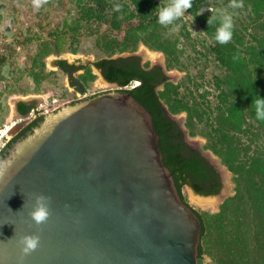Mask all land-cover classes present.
<instances>
[{
	"label": "water",
	"instance_id": "1",
	"mask_svg": "<svg viewBox=\"0 0 264 264\" xmlns=\"http://www.w3.org/2000/svg\"><path fill=\"white\" fill-rule=\"evenodd\" d=\"M163 159L154 118L130 92L49 114L0 161V264H199L201 219ZM29 235L38 245L24 253Z\"/></svg>",
	"mask_w": 264,
	"mask_h": 264
},
{
	"label": "trees",
	"instance_id": "2",
	"mask_svg": "<svg viewBox=\"0 0 264 264\" xmlns=\"http://www.w3.org/2000/svg\"><path fill=\"white\" fill-rule=\"evenodd\" d=\"M68 2L75 15L57 26L31 59L34 82L45 75V59L65 52L70 37L96 36L98 46L110 55L94 65L108 82L130 92L152 114L164 164L173 173L185 203L190 204L183 194L185 185L196 194L209 196L219 194L223 183L219 170L187 142L184 129L172 114L185 112L190 133L206 138V147L234 174L235 194L218 212L194 209L202 222L199 264H264V121L256 118L253 103L255 94L264 97V0H242L252 10L255 31L247 37L233 29L231 41L224 45L215 41L216 26L209 28L211 15L200 14L198 1L193 0L189 8L211 40L209 54L225 71L214 80L216 103L209 90L200 91L202 84L194 82L195 88L175 84L162 66L147 62L143 67L141 56L134 53L144 44L166 55L167 69L182 68L183 49L168 35L170 25L163 26L157 20L158 9L171 0ZM117 4L122 6L120 12L115 11ZM116 53L130 55L113 57ZM1 61L6 62V57ZM94 77L90 69L87 78ZM188 79L194 81L190 76ZM133 81L139 85L126 88ZM32 108L33 103H18L20 113L27 114ZM42 120L31 125L28 133ZM5 155L0 154V161ZM205 255L213 262L205 263Z\"/></svg>",
	"mask_w": 264,
	"mask_h": 264
},
{
	"label": "rangeland",
	"instance_id": "3",
	"mask_svg": "<svg viewBox=\"0 0 264 264\" xmlns=\"http://www.w3.org/2000/svg\"><path fill=\"white\" fill-rule=\"evenodd\" d=\"M197 1L200 14L211 15L226 9L233 14V29H237L247 37L255 31L252 10L243 2V7L233 9L228 7L231 0ZM237 2H241V0H237ZM72 8V5L69 2L66 3V0L64 2L62 0H41L39 8L34 7V0H0V36L5 39L7 49L6 54L0 56V84H2L0 93L3 96L17 94L27 98L32 95L35 96L34 98L48 99V103L53 102V99H58L57 105L61 106L69 103L70 99L76 98L78 95L70 90L66 74L56 68L55 63L59 60H66L68 63L78 66L86 65L85 75L89 96L116 89L93 66L95 61L108 57L110 54L98 46L96 36L85 34H81L75 40L70 37L65 52L52 54L45 59L43 79L34 82L31 77L30 71L33 67L31 59L38 52L39 45L44 40L50 39V34H53L55 28L62 25L65 19H71L75 15ZM168 35L177 40L180 48L183 49V54H181L182 68L167 69L166 55L163 52L152 50L144 44H140L134 53L141 56L144 64L149 62L151 66L156 64L163 66L170 81L175 84L182 83L190 88H195L194 82L202 84L203 87L200 88V91L209 90L212 93L210 98L216 103L218 92L215 90L214 80L216 76H223L225 71L214 56L209 54L208 46L211 44V40L203 31L199 20L188 9L183 17L169 26ZM21 42L27 45H23ZM18 45L21 46L20 50L17 49ZM120 55L127 56L130 53H116L113 57ZM2 57H6V62L1 61ZM90 69L95 75L92 79L87 78ZM189 76L194 81L190 82ZM159 89H162V86ZM182 91L185 92L184 89ZM39 94L41 97L38 96ZM6 110L8 113L9 109ZM172 117L184 129L187 142L200 149L219 170L223 183L221 192L213 195L217 197L215 203L201 202L199 197L208 196L196 194L188 185L183 187V194L189 203L199 211L216 213L220 210L222 203L235 194L234 174L217 155L206 147V138L199 134L190 133L186 125L187 114L185 112L172 114ZM20 121L21 118H17L7 125L11 126ZM6 126L0 127V134ZM6 140L7 138H2L0 148ZM204 262L212 263L213 260L205 255Z\"/></svg>",
	"mask_w": 264,
	"mask_h": 264
},
{
	"label": "clouds",
	"instance_id": "4",
	"mask_svg": "<svg viewBox=\"0 0 264 264\" xmlns=\"http://www.w3.org/2000/svg\"><path fill=\"white\" fill-rule=\"evenodd\" d=\"M193 0H171L165 6H162L158 9L157 20L158 23L167 26L171 25L174 21L183 17L186 10L192 7ZM41 6V0H34V7L39 8ZM121 5L117 4L114 6L115 11H121ZM228 7L236 9L243 7L242 0L237 2V0H231ZM207 23L209 28L215 27L214 39L217 43L224 45L231 41L233 37V14L229 13L226 9L220 10L216 13L211 14L208 18ZM233 59H236L234 57ZM139 82V81H138ZM255 115L258 120L264 121V97H261L259 94H255L253 97ZM39 210L33 212V218L37 223H41L47 218L46 206L44 203V197H37ZM39 237L35 235L25 236L22 239L23 243V252L28 253L31 250H34L38 245Z\"/></svg>",
	"mask_w": 264,
	"mask_h": 264
},
{
	"label": "flooded vegetation",
	"instance_id": "5",
	"mask_svg": "<svg viewBox=\"0 0 264 264\" xmlns=\"http://www.w3.org/2000/svg\"><path fill=\"white\" fill-rule=\"evenodd\" d=\"M55 64H56V68L57 69H60L64 74H66L67 79H68V83L70 84L69 85L70 86V90L72 91V93L74 92L76 95H78L76 98L70 99V102L68 104H66V105L76 103V102H78L80 100H83V99H86V98H89V97H92V96L98 94V93H95V94H92L91 96H89L87 94V90L88 89H87V82H86V75H85L86 70H87L86 69V65L78 66V65H75V64H70L66 60H59ZM141 65L144 67L143 61H142ZM156 65H159V64H156ZM93 66L95 68H97L94 64H93ZM150 69H152V67ZM100 72H101V70H100ZM163 72L166 73L164 68H163ZM70 73L74 77H76L77 79H79L82 82V84H83V86L85 88V91H84L83 94L79 92L78 85L76 83L73 84V83L70 82V80H69V74ZM101 75H102V72H101ZM37 105H35L33 103V108L32 109H34ZM50 105H51V109L53 111L51 112L50 108L48 110H46V111H48L49 114L57 112L59 110V107L60 108L63 107L61 105L52 104V103ZM32 109H31V111H32ZM31 111L28 112L27 114L20 113V111H19V113L22 114L23 117L21 118L20 122H15L13 125H11L12 128H11L10 133L3 137V138H7V140L5 142H3L2 148H0V154L1 153H8V151L10 150V148L13 146V144L15 142H17L18 140H20L23 137H25V134L28 133V129L30 128L31 125H33L36 121H39L41 118L44 119L46 116L49 115V114L45 115L44 114L45 111H43V112L41 111V112L36 113L34 116H32L31 115Z\"/></svg>",
	"mask_w": 264,
	"mask_h": 264
},
{
	"label": "crops",
	"instance_id": "6",
	"mask_svg": "<svg viewBox=\"0 0 264 264\" xmlns=\"http://www.w3.org/2000/svg\"><path fill=\"white\" fill-rule=\"evenodd\" d=\"M1 85L2 84H0V91L2 88ZM38 96L41 97V94H39ZM47 96H49V95L47 94ZM34 97L35 96L30 95L27 98H25V97H22V96L17 95V94L9 95V96H7V95L3 96L0 93V127L2 125L6 126L11 121H13L17 118L23 117V115L20 114L18 111V103L19 102H25L27 104L34 103L35 105H37L38 103H40L43 100V98L38 99V98H34ZM6 109H9L8 113H7Z\"/></svg>",
	"mask_w": 264,
	"mask_h": 264
},
{
	"label": "built area",
	"instance_id": "7",
	"mask_svg": "<svg viewBox=\"0 0 264 264\" xmlns=\"http://www.w3.org/2000/svg\"><path fill=\"white\" fill-rule=\"evenodd\" d=\"M17 49L20 50L21 46L18 45ZM6 52H7V49L5 47V39H3V37L0 36V56L5 55ZM137 85H139V82L138 81H134V82L130 83V85L127 86L126 88H133V87H135ZM58 101H59L58 99H53V102L48 103L49 102L48 99H44L43 101L38 103V105L34 109H32L31 115L34 116L36 113L41 112V111L42 112L45 111V113H44L45 115L48 114V111H46V110H48L49 108L51 109V105L50 104L51 103L52 104H57ZM52 111L53 110L51 109V112ZM1 140H2V137H1V134H0V142H1Z\"/></svg>",
	"mask_w": 264,
	"mask_h": 264
},
{
	"label": "bare ground",
	"instance_id": "8",
	"mask_svg": "<svg viewBox=\"0 0 264 264\" xmlns=\"http://www.w3.org/2000/svg\"><path fill=\"white\" fill-rule=\"evenodd\" d=\"M12 126L7 125L6 128L3 130L1 137L3 138L4 136L8 135L11 131ZM199 200L201 202H216L217 201V197L214 196H208V197H199Z\"/></svg>",
	"mask_w": 264,
	"mask_h": 264
}]
</instances>
